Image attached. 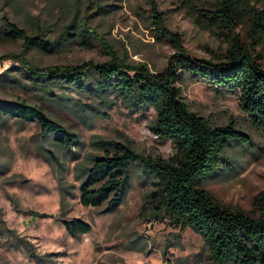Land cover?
I'll use <instances>...</instances> for the list:
<instances>
[{"label":"rangeland","instance_id":"obj_1","mask_svg":"<svg viewBox=\"0 0 264 264\" xmlns=\"http://www.w3.org/2000/svg\"><path fill=\"white\" fill-rule=\"evenodd\" d=\"M239 1L245 15L236 31L264 62V29L260 40L255 30L264 0ZM154 5L165 14L167 26L182 35L192 55L226 59L225 36L198 20L185 0H0V100L27 98L41 103L54 119L85 140L80 149L74 146L66 154L51 141L53 133L44 136L37 122L0 118V264H213L200 232L159 211L152 196L156 185L139 164L131 169L130 188L116 211L106 210V203L84 205L80 200L83 168L92 165L95 155L106 153L103 140H120L153 156L169 158L176 153L174 143L153 130V107L137 112L112 93L101 105L104 112L85 122L66 105L40 97L17 82L1 83L4 71L29 81L15 53L44 66L103 62L112 58L103 40L127 61L163 70L175 49L152 24ZM75 10L80 27L87 21L99 35L88 31L90 44L72 42L45 52L25 46L23 38H7L2 30L6 17L24 27L39 21L45 25L44 36L54 38ZM178 84L190 109L213 124L235 123L252 137L249 144L228 146L225 154L233 168L223 164V171L203 186L230 207L253 208L254 196L264 189V132L253 124L236 89L219 91L188 74ZM75 96L93 103L86 95ZM73 217L91 222L92 230L72 236L65 222Z\"/></svg>","mask_w":264,"mask_h":264},{"label":"trees","instance_id":"obj_2","mask_svg":"<svg viewBox=\"0 0 264 264\" xmlns=\"http://www.w3.org/2000/svg\"><path fill=\"white\" fill-rule=\"evenodd\" d=\"M185 3L204 25L225 36L226 59L214 61L192 55L182 35L167 26L165 14L154 5L152 24L159 37L175 49L163 70L153 71L144 62L131 63L103 40L112 54L110 60L103 62L44 66L15 53L29 81H23L15 72L4 71L1 83L10 86L17 82L40 97L66 105L85 122L95 113L104 112L101 105L112 93L137 112L153 107L156 113L152 128L158 136L174 143L176 153L169 158L153 156L120 140H103L106 153L95 155L92 165L83 168L81 202L94 206L106 203V210L116 211L130 188L131 169L139 164L143 174L156 185L152 196L159 211H165L178 225L191 226L200 232L213 264H264V189L254 196L253 208L245 209L222 203L203 186L206 179L225 168L223 164L233 168L226 148L249 144L252 137L235 123L213 124L206 115L190 109L178 84L188 74L207 81L219 91L236 89L253 124L264 132V62L255 47L236 31L245 15L239 0H185ZM78 15L75 10L54 38L44 36L45 25L39 21L24 27L6 17L2 30L9 39L23 38L25 46L54 52L72 42L90 44L88 31L99 37L87 21L84 28L80 27ZM256 17L259 19L256 40H260L264 8L258 10ZM76 93L93 98V103L76 97ZM97 99L99 102L94 103ZM9 117L37 122L44 136L53 133L51 141L66 154L72 147L80 149L85 143L80 134L54 119L43 104L27 98L15 102L0 100L1 120ZM76 152L79 151L73 153ZM51 155L55 157L52 151ZM65 226L72 236L93 228L91 222L80 217L66 220Z\"/></svg>","mask_w":264,"mask_h":264}]
</instances>
